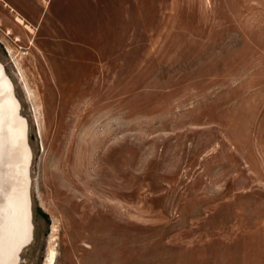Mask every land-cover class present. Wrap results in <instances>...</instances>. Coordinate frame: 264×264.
Returning <instances> with one entry per match:
<instances>
[{
  "label": "rangeland",
  "instance_id": "obj_1",
  "mask_svg": "<svg viewBox=\"0 0 264 264\" xmlns=\"http://www.w3.org/2000/svg\"><path fill=\"white\" fill-rule=\"evenodd\" d=\"M0 62L19 264H264V0H0Z\"/></svg>",
  "mask_w": 264,
  "mask_h": 264
},
{
  "label": "bare ground",
  "instance_id": "obj_2",
  "mask_svg": "<svg viewBox=\"0 0 264 264\" xmlns=\"http://www.w3.org/2000/svg\"><path fill=\"white\" fill-rule=\"evenodd\" d=\"M27 129L14 85L0 62V264H19L20 250L33 236ZM54 260L52 251L49 264Z\"/></svg>",
  "mask_w": 264,
  "mask_h": 264
},
{
  "label": "crops",
  "instance_id": "obj_3",
  "mask_svg": "<svg viewBox=\"0 0 264 264\" xmlns=\"http://www.w3.org/2000/svg\"><path fill=\"white\" fill-rule=\"evenodd\" d=\"M21 3H25L27 0H18Z\"/></svg>",
  "mask_w": 264,
  "mask_h": 264
}]
</instances>
